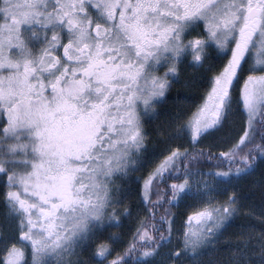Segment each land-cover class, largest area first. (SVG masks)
Here are the masks:
<instances>
[{
	"label": "snow or ice",
	"instance_id": "6c2138e0",
	"mask_svg": "<svg viewBox=\"0 0 264 264\" xmlns=\"http://www.w3.org/2000/svg\"><path fill=\"white\" fill-rule=\"evenodd\" d=\"M0 264H264V0H0Z\"/></svg>",
	"mask_w": 264,
	"mask_h": 264
}]
</instances>
